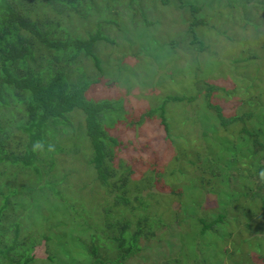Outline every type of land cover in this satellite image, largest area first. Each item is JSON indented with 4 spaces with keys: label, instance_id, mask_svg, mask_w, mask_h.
I'll return each instance as SVG.
<instances>
[{
    "label": "rangeland",
    "instance_id": "obj_1",
    "mask_svg": "<svg viewBox=\"0 0 264 264\" xmlns=\"http://www.w3.org/2000/svg\"><path fill=\"white\" fill-rule=\"evenodd\" d=\"M132 4L138 12L123 4L112 12L118 14L116 26H103L113 43L95 47L103 74L99 76L89 59H78V67L92 81L86 97L114 102L116 123L107 131L118 143L114 168L121 162L128 176V206L116 204L120 193L110 198L95 181L89 164L92 151L78 125L83 114L74 112L64 127L69 138L60 134V146L42 153L51 160L52 153L60 151L51 172L46 174V169L38 176L22 166L0 167V206L8 199L0 223L19 224L32 264H66L70 257L87 264V245L91 237L100 236L107 221L135 223L144 213L163 225L155 228L154 239L140 242L141 252L126 264H264V171L258 172L264 170V0ZM192 5L197 9L193 13ZM101 7L86 13L80 7L78 16L65 12L52 17L60 20L64 33L84 37L86 28L97 31L94 9ZM101 13L104 19L112 15L104 9ZM41 56L38 65L51 63L50 57ZM81 75L77 72L71 80ZM209 87L217 89L211 92ZM166 96L191 98L166 105L167 133L158 114L141 121ZM216 107L225 117H250L225 131ZM10 112L23 111L0 106L1 126L7 118L15 119ZM245 124L248 135L241 132ZM11 135L25 140L13 126ZM22 150L23 144L15 153ZM6 188H16L15 194L8 195ZM219 215L223 222L213 225L203 239L198 236L203 225ZM13 230L8 226L0 236L2 243L10 242Z\"/></svg>",
    "mask_w": 264,
    "mask_h": 264
},
{
    "label": "trees",
    "instance_id": "obj_2",
    "mask_svg": "<svg viewBox=\"0 0 264 264\" xmlns=\"http://www.w3.org/2000/svg\"><path fill=\"white\" fill-rule=\"evenodd\" d=\"M120 1L108 0L98 3L102 4V7L99 10L94 9L98 16L95 23L97 31L86 28L83 34L85 36L80 37L78 34L73 35L69 30L64 33L60 20L52 16L54 14L61 16L65 12L70 15H82L80 7L84 8L83 13H86L98 5L93 0H0V106L7 108L14 106L23 111L20 115L10 112L15 115V119L10 117L6 119L4 125L0 124V167L9 165L19 169L22 166L21 170L38 176L46 169H48L46 174L51 172L56 164V155L60 151L52 153L51 160L47 156L43 159L45 155L42 153H49L51 149L55 150L60 146V134L65 135V140L69 138L64 129L67 123H71L69 115L80 112L83 119L78 125L92 151L89 164L94 169V179L96 178L95 181L105 188L110 198L113 192L120 193L115 196L116 204L127 207L129 200L124 194L128 176L126 171L121 169V162H118V169L114 168V150L118 143L107 131L116 123L113 124L112 115L114 102L108 100L95 102L88 99L86 93L92 81L78 67V59H89L99 72V76L103 74L102 63L95 47L97 45L99 47L101 43L113 44L102 32L103 26H116L117 20L114 18L118 14L112 13L116 7L124 4L132 13L135 14L137 11L132 4L134 0ZM110 3L114 6L112 9ZM103 9L112 13L109 19H104L101 13ZM189 9L192 13L197 10L193 5ZM190 34L194 36L192 40L194 42L195 35ZM202 46L201 43L200 47ZM42 54L50 57L51 63L48 61L46 64L38 65L40 59H43ZM77 72L85 78L81 75L78 81H72V75ZM215 89L217 88L209 87L211 92ZM6 95L11 97L10 102L7 101ZM185 101L190 102L191 98L166 96L160 105L147 112L141 121L144 117L153 116V113L158 114L167 133L168 124L164 116L166 105L170 102ZM120 109L122 110V106ZM215 113L219 125L225 131H228L232 124L245 122L250 117V113L225 117L219 107L215 108ZM12 126L25 136L23 143L20 137L11 135ZM50 131L53 133L49 136ZM241 132L248 135V125H243ZM250 134L253 136L254 131L251 130ZM48 141H51L52 147ZM36 142H40L42 147L34 150ZM21 144L23 152L15 153ZM260 147L264 150V144ZM262 171L264 170L259 169L258 172ZM47 186L54 189L49 184ZM13 189L7 194L14 195L16 188ZM7 204L8 199L5 197L4 204L0 206V216L3 210L8 209ZM107 213L115 217L111 209H108ZM223 220L224 216L219 215L207 225L204 224L198 236L203 239L206 232H212L213 225L222 223ZM158 224L160 227L163 225L160 219H150L148 213L139 215L135 223L122 219L107 221L100 236L91 237L90 244L87 245V264H126L127 260L141 252L142 240L154 239ZM8 226L14 228V236L10 242L2 243L0 240V264L34 263V258L27 253L24 239H21L23 237H20L17 222L9 225L7 223L3 225L1 222L0 236L5 233ZM101 239H104V245L95 244ZM78 249L80 250L79 244L75 251L77 257L80 254ZM79 262L76 258L70 257L66 264H80Z\"/></svg>",
    "mask_w": 264,
    "mask_h": 264
},
{
    "label": "clouds",
    "instance_id": "obj_3",
    "mask_svg": "<svg viewBox=\"0 0 264 264\" xmlns=\"http://www.w3.org/2000/svg\"><path fill=\"white\" fill-rule=\"evenodd\" d=\"M41 147H42V145H41L40 142H36V143L34 144V146H33L34 150H35V149H38V148H41ZM260 175H261V178L264 179V172H262Z\"/></svg>",
    "mask_w": 264,
    "mask_h": 264
}]
</instances>
